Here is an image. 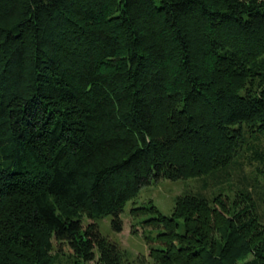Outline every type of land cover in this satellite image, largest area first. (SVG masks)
<instances>
[{
	"label": "trees",
	"instance_id": "trees-1",
	"mask_svg": "<svg viewBox=\"0 0 264 264\" xmlns=\"http://www.w3.org/2000/svg\"><path fill=\"white\" fill-rule=\"evenodd\" d=\"M255 162L263 172L264 0H0V264H54L53 240L118 264L98 217L121 232L143 186L206 189ZM250 189L241 207L196 193L171 215L132 212L160 228L157 264H264Z\"/></svg>",
	"mask_w": 264,
	"mask_h": 264
},
{
	"label": "rangeland",
	"instance_id": "rangeland-1",
	"mask_svg": "<svg viewBox=\"0 0 264 264\" xmlns=\"http://www.w3.org/2000/svg\"><path fill=\"white\" fill-rule=\"evenodd\" d=\"M257 164L258 163L255 162L252 166H245L243 174L248 175L247 180L243 178L242 172L235 169L231 173L228 182L219 186H209L206 189L202 188L201 181L197 177H187L176 180L164 179L151 185L143 186L138 194L129 200L124 207V227L121 232H115L112 228L111 216L98 217L97 221L101 232L108 239L116 241L122 248L118 264H157L150 252L151 241L154 236L157 235L160 228L152 224L143 223V220L152 214L150 210L145 214L134 215L132 210L139 207L149 208L155 205L162 213L171 215L174 213L177 201L180 197L196 193L205 197L207 196L210 199L215 195H222L224 198H227L228 202L233 200V202H236V204L241 207V205H243V203H241L243 196L239 194V190L243 188L244 185H248V187H251L250 190L254 193L253 196L258 200V212L264 217V204L262 203L264 195V164L262 163V167H260L263 172H256L255 166H257ZM51 201L56 204L58 212L63 213V203L56 198H52ZM70 209L74 211L76 208L71 207ZM85 212L86 210L79 207L78 215H83L84 217ZM85 223H88L87 219H85ZM53 242L54 247L52 253L56 256L54 264H106L101 259L99 249H96L93 259L84 261L70 250L57 253L56 241L53 240ZM250 258H253L251 253L245 254L242 261Z\"/></svg>",
	"mask_w": 264,
	"mask_h": 264
}]
</instances>
